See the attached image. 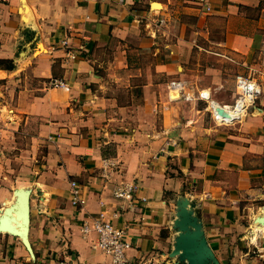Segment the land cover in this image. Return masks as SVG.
Listing matches in <instances>:
<instances>
[{
	"label": "crops",
	"instance_id": "obj_1",
	"mask_svg": "<svg viewBox=\"0 0 264 264\" xmlns=\"http://www.w3.org/2000/svg\"><path fill=\"white\" fill-rule=\"evenodd\" d=\"M205 2L0 0V161L23 139L32 160L44 148L0 171L20 231L2 224L0 264H112L81 232L104 210L128 264H187L172 255L184 199L217 264H264V0ZM237 74L262 93L221 122L210 100L232 105ZM132 180L146 199L129 205L112 191Z\"/></svg>",
	"mask_w": 264,
	"mask_h": 264
},
{
	"label": "built area",
	"instance_id": "obj_2",
	"mask_svg": "<svg viewBox=\"0 0 264 264\" xmlns=\"http://www.w3.org/2000/svg\"><path fill=\"white\" fill-rule=\"evenodd\" d=\"M85 1H97V0H85ZM202 5L209 10L205 0H200ZM63 45L67 44L66 40L62 41ZM66 55L70 58H74L75 54L67 51ZM51 86L62 87L66 85V82L60 79H52ZM187 87L185 80H172L168 84V90L170 94H182ZM235 88L238 93V97L235 99L232 105H221L223 111L232 113L231 119L222 118L218 113V109L214 106V101H211V109L213 116L221 122H231L239 119L243 113L246 112L248 106L252 105L258 96L262 93L260 84L254 80L251 76L237 74L235 76ZM202 98L210 99V94L206 91H201ZM220 109V108H219ZM72 188V200L74 205L83 204L84 199L80 196L79 186L75 181L71 182ZM140 186L136 181H121L113 188V196L123 202L132 203L137 200H145L146 198L139 195ZM117 215L116 212L112 214ZM109 213L107 210L99 212L94 216L90 222L84 221L81 225V232L83 236H87L89 233L94 232L96 239L93 247L99 249L103 253L111 257L112 264H128L126 250L130 246L127 240L126 230L123 227H119L112 223L109 219ZM57 264H68L65 261H59Z\"/></svg>",
	"mask_w": 264,
	"mask_h": 264
},
{
	"label": "water",
	"instance_id": "obj_3",
	"mask_svg": "<svg viewBox=\"0 0 264 264\" xmlns=\"http://www.w3.org/2000/svg\"><path fill=\"white\" fill-rule=\"evenodd\" d=\"M218 110L221 109L218 108ZM8 212V208H3L0 213V228L3 229V223H8L9 226L5 230L20 232L11 224ZM14 220L15 218H12L11 221ZM175 226L178 227L179 234L174 242L173 256L177 255L186 260L187 264H217V260L203 236L201 225L197 217L193 216L192 211L186 207L185 199L179 201Z\"/></svg>",
	"mask_w": 264,
	"mask_h": 264
},
{
	"label": "rangeland",
	"instance_id": "obj_4",
	"mask_svg": "<svg viewBox=\"0 0 264 264\" xmlns=\"http://www.w3.org/2000/svg\"><path fill=\"white\" fill-rule=\"evenodd\" d=\"M20 143H17V145H12L13 148H10V152L8 155V160H1L0 161V171H19L20 170V164L21 165H32L40 162L42 158L40 157L43 152L44 148L42 145L37 146L36 150V158L37 161L34 159L32 160V157L34 156V153H32V144L27 142V139H23L18 141ZM31 151V152H30ZM20 152H23L21 159L18 160V154ZM20 156V155H19ZM3 166V167H2ZM12 190V188L10 189ZM12 196V191H10L9 197Z\"/></svg>",
	"mask_w": 264,
	"mask_h": 264
},
{
	"label": "bare ground",
	"instance_id": "obj_5",
	"mask_svg": "<svg viewBox=\"0 0 264 264\" xmlns=\"http://www.w3.org/2000/svg\"><path fill=\"white\" fill-rule=\"evenodd\" d=\"M214 106L216 107V109H218V108L222 109L221 105L215 101H214ZM218 113L220 114V116H222V118H227V119H231V117L233 115L232 113L230 114L229 112L223 111V110H218Z\"/></svg>",
	"mask_w": 264,
	"mask_h": 264
},
{
	"label": "trees",
	"instance_id": "obj_6",
	"mask_svg": "<svg viewBox=\"0 0 264 264\" xmlns=\"http://www.w3.org/2000/svg\"><path fill=\"white\" fill-rule=\"evenodd\" d=\"M3 60H1V62H2ZM8 66V65H7ZM11 66H12V64H10L8 67H10L11 68Z\"/></svg>",
	"mask_w": 264,
	"mask_h": 264
}]
</instances>
